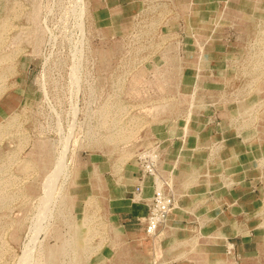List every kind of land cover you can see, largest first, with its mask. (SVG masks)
Listing matches in <instances>:
<instances>
[{
  "label": "crops",
  "instance_id": "0c3cea01",
  "mask_svg": "<svg viewBox=\"0 0 264 264\" xmlns=\"http://www.w3.org/2000/svg\"><path fill=\"white\" fill-rule=\"evenodd\" d=\"M88 2L101 51L137 55L136 62L102 64L90 84L99 93L87 95L100 104L91 105L88 117L137 121L120 145L94 139L109 128L87 130L79 181L91 190L87 176L98 168L99 204L79 203L68 221L38 222L48 233L36 239L33 264H264V0ZM1 95L0 125H8L13 94ZM5 144L0 174L7 176L14 174L15 155L14 143ZM143 149L157 153V173L174 201L148 239L136 220L147 213L152 179L144 177L142 194L135 195L139 169L131 161ZM31 150L43 162L50 151L45 143L28 148V156ZM19 196L29 198V190L0 200L6 264H14L16 245L20 257L30 242V214L47 210L15 206Z\"/></svg>",
  "mask_w": 264,
  "mask_h": 264
},
{
  "label": "rangeland",
  "instance_id": "374dc122",
  "mask_svg": "<svg viewBox=\"0 0 264 264\" xmlns=\"http://www.w3.org/2000/svg\"><path fill=\"white\" fill-rule=\"evenodd\" d=\"M73 1H18L13 6L14 15L10 14L5 19L4 25L8 35L4 36L6 38H3L0 47V54L8 57L5 63H0V96L2 97V91H5L3 94H13V116L18 115L13 127L12 123L6 125L3 122L0 125L1 147H5L6 142L12 141L15 155L14 174L12 172L7 176L0 174V200H4L7 193L16 194L23 189H28L29 198L19 196L14 198L13 204L15 206L25 205L31 210H35L40 208L41 206L39 205L43 202H46L44 193L51 195L53 208L59 209L61 207V213L55 214L51 212V220H43L47 224L58 216L62 217L64 221H68L71 217L70 211L79 203L82 205L99 204L97 198H94L90 203H86L87 196L91 194V190L86 185H83L85 182L79 181L78 178L85 171L84 151L87 142V130L92 125L95 128H99V130L102 127L109 128L110 133H95L94 139L101 142L102 138H104V141L109 138V140L111 139V145H120L131 139L132 130L135 121H137L134 118L93 117L92 120L91 116L88 117V115L92 114L91 105L94 106L95 110L96 106L100 104L87 101V95L99 93V91H96L98 87L96 85L92 87L90 84L92 81L96 82V78L101 76L100 68L102 64L117 60L136 62L137 55L131 53L120 55L103 53L101 51L102 38L93 36L91 31L88 0H83L84 11L81 16L76 12H70ZM30 13L35 18L34 21L23 19ZM80 23L83 25L81 32H79L78 28ZM31 26H36L41 34L42 40L39 42L38 47L32 49L30 43L25 41L17 45L9 43L14 33L28 30ZM44 26H47V30ZM50 33L53 36L51 40L48 37ZM78 38L81 42L78 47L74 48L81 49L83 55L81 62L78 63V66L76 65L77 69L79 68L78 72H76L78 73V79L76 77L71 80L68 77L70 63H72L70 61V50L73 49V45ZM125 44L131 46L133 39H126ZM100 53L106 55L104 62H101ZM60 63H63L64 66H57ZM7 65L9 70L5 69ZM7 78L8 80L6 81ZM42 81L46 83L44 87L41 85ZM127 88L129 90L132 89L129 86ZM44 89L48 93V101L44 97ZM92 89L94 90L92 91ZM22 109L24 110L21 114ZM56 114L58 115L57 117ZM7 129L9 131L8 134L6 132ZM12 129L13 131H11ZM39 143H45V146L50 149L48 152L53 157L50 160L52 166H47L46 168H44V165L37 166L28 156V148H34ZM62 144L66 146V172L63 175H55L54 178L56 180L54 181L53 190L44 192V177L53 168V160L61 151ZM138 151L140 150L134 152ZM3 152L5 153V149H0V153ZM134 152H132L131 156L135 154ZM31 153H34V151L31 150ZM134 160L131 159L132 162ZM22 161H24V164ZM5 165L6 161L3 157L0 160V168H5ZM96 169L98 171L97 167ZM116 171L120 173L121 167H116ZM30 189H33L34 192L30 191ZM70 195H74L73 200ZM50 208L52 206L47 207V210ZM38 217L39 215L37 214H30L31 235L38 231V222H43ZM5 237V230L0 229V264H6ZM21 249L20 244L14 247V264H19L16 259L20 255ZM34 264L37 263L35 262Z\"/></svg>",
  "mask_w": 264,
  "mask_h": 264
},
{
  "label": "bare ground",
  "instance_id": "6f19581e",
  "mask_svg": "<svg viewBox=\"0 0 264 264\" xmlns=\"http://www.w3.org/2000/svg\"><path fill=\"white\" fill-rule=\"evenodd\" d=\"M20 0H1V6H0V47H1V43H2V40L3 38H6L4 36L8 35L6 34V31L5 28L6 26L4 25L5 23V19L7 18L8 15L10 14H13V9H14V5ZM60 4V3H59ZM12 11V12H11ZM84 11V2L83 0H74L73 1V5L71 6L70 8V12L73 13V12H76L77 14H79V16H81V14L83 13ZM11 12V13H10ZM14 15V14H13ZM23 19L25 20H28V21H34L35 18L32 16V13H30L29 15L25 16ZM81 21V20H80ZM45 29L47 30V26H44ZM78 28H79V32L82 31L83 29V25L82 23L78 24ZM11 29V28H10ZM9 30V29H8ZM5 32V33H3ZM10 32V30H9ZM48 37H50V40L52 39V34L50 33L48 35ZM41 34L39 32V29L34 26V27H29L28 30H21V31H17L16 33H14L12 35V37L10 38V41L9 43L10 44H13V45H17L19 44L20 42H28L30 43L32 49H35L36 47H38L39 45V42L41 41ZM80 39L78 38V40L76 41V43H74L73 45V49L70 50V61L72 63H70V69H69V73H68V77L69 79H73L77 77L78 79V70L79 68L77 69V66H78V63L81 62L82 60V55H83V52L81 51V49H77V48H74V47H78L79 43H80ZM54 43V42H53ZM80 47V46H79ZM77 49V50H76ZM7 58L8 57H5L3 55L0 54V63L2 62H6L7 61ZM106 58V55H104L103 53H100V59H102L101 62H104V59ZM56 65V64H55ZM77 65V66H76ZM57 66H61L63 67L64 64L63 63H60L59 65ZM80 66V65H79ZM77 70V71H76ZM81 71V70H80ZM186 72V71H185ZM1 73V71H0ZM187 74V73H186ZM223 75V74H222ZM185 83V82H184ZM193 83V82H192ZM45 81H42L41 82V85L44 87L45 85ZM75 85V84H74ZM184 90V89H183ZM5 92V91H4ZM3 91L1 92L2 94L4 93ZM26 93V92H25ZM187 93V91H186ZM47 92L46 90L44 89V97L46 98V100L48 101V96H47ZM27 98V97H26ZM32 107V106H31ZM29 108V107H28ZM24 109L21 110V114L23 112ZM72 113V112H71ZM232 115V114H231ZM17 114L14 115L12 118H10L9 120V124L12 123V126H13V123L16 121V118H17ZM58 115L56 114V117ZM200 137V136H199ZM111 140V139H110ZM65 142V141H64ZM39 144H36V147H38ZM62 148H61V151L58 153V155H56V157L54 158L53 160V168L51 169L50 173H48V175L46 177H44V183H43V187H44V192H49V191H52L53 190V187H54V181L56 180L54 177L55 175H63L65 174L66 172V164H65V156H66V146L62 144ZM263 147V146H261ZM32 160H33V163H36L37 166H40V165H44L46 168L47 166H52L51 164V158H53L51 156V153H49L48 151L46 152L44 158V162L41 160L39 161L38 160V154L37 153H31L30 156H29ZM35 160V161H34ZM56 160V161H55ZM109 166V165H108ZM89 175L87 176L88 178V184L90 185L91 187V194H89L87 196V202L86 203H90L92 200H94V198H96L97 196V193L98 192H101L102 191V184H101V181H100V175L96 169V167L93 168L92 171H90L88 173ZM78 178L80 179L81 178V175L78 176ZM77 180V179H76ZM76 184V182H75ZM30 191L34 192L33 189H30ZM55 191V190H54ZM213 192V191H212ZM96 193V194H95ZM216 193V192H215ZM45 196H44V200H46V202H43L41 205L42 208L45 207L47 209V207L49 206H52L53 208V202H52V199L50 198L51 195H48L47 193H44ZM43 196V195H42ZM221 196V195H220ZM70 197L74 198V195H70ZM42 198V197H41ZM56 200V199H55ZM207 202V201H206ZM209 203V202H208ZM50 208L49 210H46L45 213H42V214H38L39 215V219L40 220H46V219H50L51 220V209ZM43 212V211H42ZM81 214V213H80ZM144 218V217H143ZM230 219V218H229ZM166 220V219H165ZM87 222V221H86ZM235 222V221H234ZM46 223V221H45ZM42 224V223H41ZM88 224V222H87ZM114 225V224H113ZM230 225V224H229ZM40 227V226H39ZM38 228V231L33 235L30 234V242L27 246H25L23 248V251H22V255L19 258V264L22 263V261H24V264H33V260L35 259V254L38 255L39 253V250L37 249L36 247V239L38 238V235L40 233H46V229H43V228ZM43 227V226H42ZM46 227V226H45ZM114 227V226H113ZM227 229V228H226ZM230 229V228H229ZM42 230H44L42 232ZM228 231V230H227ZM226 232V231H225ZM31 233V232H30ZM40 240V239H39ZM28 241V240H27ZM225 242V241H224ZM76 243H77V240H76ZM37 249V250H36ZM21 253V252H20ZM52 253V252H51ZM217 254V253H216ZM222 261V260H221ZM23 264V263H22Z\"/></svg>",
  "mask_w": 264,
  "mask_h": 264
},
{
  "label": "built area",
  "instance_id": "2783aa9c",
  "mask_svg": "<svg viewBox=\"0 0 264 264\" xmlns=\"http://www.w3.org/2000/svg\"><path fill=\"white\" fill-rule=\"evenodd\" d=\"M134 159L139 169V183L134 187V194L137 196L142 194L141 181L144 177L152 179V194L148 199L147 213L142 221L136 220V223L142 226L146 237L153 238L158 234L166 216L173 208V197L165 189V184L157 173L159 157L155 151L140 150L135 153ZM232 248L233 245L229 244L228 250Z\"/></svg>",
  "mask_w": 264,
  "mask_h": 264
}]
</instances>
